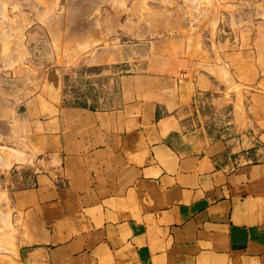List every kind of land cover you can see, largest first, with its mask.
Returning a JSON list of instances; mask_svg holds the SVG:
<instances>
[{
    "label": "crops",
    "instance_id": "1",
    "mask_svg": "<svg viewBox=\"0 0 264 264\" xmlns=\"http://www.w3.org/2000/svg\"><path fill=\"white\" fill-rule=\"evenodd\" d=\"M147 48L101 55L84 98L36 121L47 156L10 195L18 264H264V90L249 132L188 129L215 83L183 39Z\"/></svg>",
    "mask_w": 264,
    "mask_h": 264
},
{
    "label": "rangeland",
    "instance_id": "2",
    "mask_svg": "<svg viewBox=\"0 0 264 264\" xmlns=\"http://www.w3.org/2000/svg\"><path fill=\"white\" fill-rule=\"evenodd\" d=\"M0 7V264L21 260L10 195L47 156L36 121L49 115L47 105L84 98V70L101 55L124 51L144 61L154 55L148 44L183 39L192 77L216 85L206 105L193 108L188 129L252 130L245 104L264 90V0H0Z\"/></svg>",
    "mask_w": 264,
    "mask_h": 264
},
{
    "label": "water",
    "instance_id": "3",
    "mask_svg": "<svg viewBox=\"0 0 264 264\" xmlns=\"http://www.w3.org/2000/svg\"><path fill=\"white\" fill-rule=\"evenodd\" d=\"M190 86L191 85H187V88L190 89ZM21 247H23V243H21ZM36 250H37L36 248H25L22 251V255H23V257L26 258L28 256V253H32L33 251H36Z\"/></svg>",
    "mask_w": 264,
    "mask_h": 264
},
{
    "label": "built area",
    "instance_id": "4",
    "mask_svg": "<svg viewBox=\"0 0 264 264\" xmlns=\"http://www.w3.org/2000/svg\"><path fill=\"white\" fill-rule=\"evenodd\" d=\"M186 76H187L186 73H184V72L183 73H180V78H183L184 79V78H186Z\"/></svg>",
    "mask_w": 264,
    "mask_h": 264
},
{
    "label": "bare ground",
    "instance_id": "5",
    "mask_svg": "<svg viewBox=\"0 0 264 264\" xmlns=\"http://www.w3.org/2000/svg\"><path fill=\"white\" fill-rule=\"evenodd\" d=\"M5 3V2H4ZM4 5V4H3ZM3 7H5V6H3ZM1 8V7H0ZM2 12V11H1ZM3 15V14H2ZM6 16V15H5ZM9 17V16H8ZM5 18V17H4ZM10 18V17H9ZM12 243V242H11ZM7 244V243H6ZM11 246V245H10ZM8 247V246H7ZM1 250V249H0ZM4 252V251H3Z\"/></svg>",
    "mask_w": 264,
    "mask_h": 264
}]
</instances>
